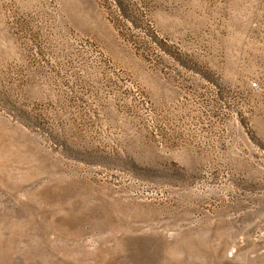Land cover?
I'll use <instances>...</instances> for the list:
<instances>
[{
	"label": "rangeland",
	"instance_id": "rangeland-1",
	"mask_svg": "<svg viewBox=\"0 0 264 264\" xmlns=\"http://www.w3.org/2000/svg\"><path fill=\"white\" fill-rule=\"evenodd\" d=\"M0 264H264V0H0Z\"/></svg>",
	"mask_w": 264,
	"mask_h": 264
}]
</instances>
